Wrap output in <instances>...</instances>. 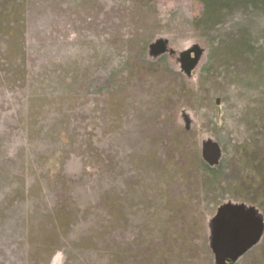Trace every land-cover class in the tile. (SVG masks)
Masks as SVG:
<instances>
[{"label": "flooded vegetation", "instance_id": "obj_1", "mask_svg": "<svg viewBox=\"0 0 264 264\" xmlns=\"http://www.w3.org/2000/svg\"><path fill=\"white\" fill-rule=\"evenodd\" d=\"M259 14L254 0H0V148L5 136L24 140L34 134L36 123L27 127L26 114H34L35 103H43L35 91L73 95L72 108L62 112L60 123L62 128L75 124V145L90 146L93 156L104 155L97 118L106 116L105 137L119 131L122 147L131 130L125 122L143 127L150 123L146 140L152 147L164 141L165 148L170 143L169 151L177 154L174 145L181 142L189 151L191 164L181 166L188 172L183 200L194 192L201 195L199 213L187 207L178 212H187L188 229H195L192 245L179 237L170 246L178 243L179 254L190 248L187 255L196 259L194 264H264V16ZM235 22L247 27L232 26ZM229 26L236 28L233 35L227 32ZM41 62L57 71L58 83L45 90L37 88L34 79L35 63ZM69 72L77 79L67 91L62 83ZM44 77L49 80L40 74ZM21 107L27 131L22 136ZM68 162L63 166L66 181L85 182L75 162ZM120 176L125 178L126 172ZM139 194L131 193L133 198L125 203L133 216L140 213L137 206H143ZM235 204L251 210L241 233L251 236L261 223L260 231L240 256L220 259L214 252L218 240L213 219ZM62 252L55 249L44 264H59ZM39 255L29 264H43Z\"/></svg>", "mask_w": 264, "mask_h": 264}, {"label": "rangeland", "instance_id": "obj_2", "mask_svg": "<svg viewBox=\"0 0 264 264\" xmlns=\"http://www.w3.org/2000/svg\"><path fill=\"white\" fill-rule=\"evenodd\" d=\"M254 2L259 7V15L264 16V0ZM9 8L11 17L14 13L11 4ZM3 15L7 14L3 12ZM245 20L248 24L249 16ZM5 22H8L7 17ZM232 26L247 27L243 22H235ZM234 29L229 26L228 34L233 35ZM6 33L3 31L2 36ZM55 71L42 62L35 63L36 87L45 90L50 84L58 83L54 80ZM40 74L47 75L49 80L41 79ZM67 74L62 84L68 91L70 82L75 81L77 75ZM35 96L43 103H35V113L26 114L27 127H33L34 121L36 123L34 134L26 136L25 141L20 137L10 140L3 135L5 144L0 148V264H29L32 260L35 263L39 260L40 248L46 250L43 254L40 251L39 255L43 264L55 249L63 251L59 264H121L123 261H133L134 264V260L140 264H194L196 259L187 255L190 248L188 252L179 254L178 243L170 246L179 237L184 239L186 246L192 245L190 240L196 238L195 229H188L187 212L185 215L178 212L181 207H187L191 213L197 214L202 207L198 202L201 195L197 192L190 195L189 200H183L188 192L187 189L185 191L188 172L181 166L191 164L186 147L180 146L181 142L175 143L174 147L182 152L177 154L169 151V142L166 148L164 141L163 145L152 147L146 140L152 128L150 123L143 127L135 122H125L131 130L126 135V146L122 147L124 137H117L119 131L105 137L103 117L106 116L103 115L101 121L97 118V122L103 130L98 145L102 146L104 155L93 156L90 146L75 145L78 142L73 138L75 124L66 123L62 128L60 123L62 112L65 115L72 108L73 95L47 90L46 94L35 91ZM20 111L22 136L27 132L23 125L25 109L21 107ZM32 115L33 118L29 119ZM46 121L49 124L43 127ZM114 126L116 130L117 126ZM115 145L120 148V154ZM145 146L147 154L144 153ZM67 153L73 156L69 157ZM70 158L76 169L84 174L85 182L66 181L63 166L65 168L69 164ZM125 172V178L120 179ZM159 178H162L161 184L157 182ZM117 181L120 190L116 189ZM140 191V204L143 206H137L140 213L133 216L125 203ZM193 196L196 201L192 200ZM113 201L117 202L115 206H112ZM133 202L129 201L128 207ZM58 203L61 205L56 208ZM62 208L68 212L65 216L58 211ZM121 208L124 209L119 212ZM74 224L77 226H72Z\"/></svg>", "mask_w": 264, "mask_h": 264}, {"label": "water", "instance_id": "obj_3", "mask_svg": "<svg viewBox=\"0 0 264 264\" xmlns=\"http://www.w3.org/2000/svg\"><path fill=\"white\" fill-rule=\"evenodd\" d=\"M250 212L251 210L247 207L235 204L229 208H222L215 215L213 222L218 242L214 247V252L218 258L221 259L224 256L236 258L258 238L261 223L256 225V230L251 236L247 237L241 233L242 223L246 221L248 215L251 214ZM253 217H255V214H253ZM255 220L257 222L261 221L260 217Z\"/></svg>", "mask_w": 264, "mask_h": 264}]
</instances>
